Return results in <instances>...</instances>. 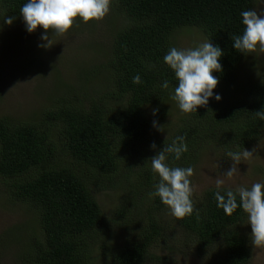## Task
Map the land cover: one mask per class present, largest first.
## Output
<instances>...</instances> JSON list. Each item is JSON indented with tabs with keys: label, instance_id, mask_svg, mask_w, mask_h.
<instances>
[{
	"label": "trees",
	"instance_id": "obj_1",
	"mask_svg": "<svg viewBox=\"0 0 264 264\" xmlns=\"http://www.w3.org/2000/svg\"><path fill=\"white\" fill-rule=\"evenodd\" d=\"M257 1L113 0L126 21L112 39L106 63L109 85L61 95L35 119L0 116V180L39 223L25 239L19 225L10 232L23 246L20 264H161L167 256L157 251L177 243L169 236L174 224L189 234L201 254H214L204 264L249 263L252 240L241 228L247 214L237 209L226 215L217 207L218 189L212 186L200 197L193 195L197 211L191 216L171 215V220L170 209L150 195L158 177L148 161L177 136L185 138L188 151L179 160L169 155L174 167H194L206 147L229 159L227 152L257 143L264 135V121L256 115L264 110V64L240 97L228 103L211 100L165 137L153 131L146 108L155 106L158 120L169 113L177 81L163 57L182 27L195 26L220 46L222 71L213 75L219 84L231 83L248 55L236 51L231 39L243 31L240 12ZM26 2L0 0V15L24 24L20 8ZM137 73L140 84L132 82ZM164 80L168 89L161 87ZM153 143L156 149L150 147ZM119 188L120 203L108 216L98 192ZM225 189L234 188L219 190ZM113 228L126 237L120 246L107 249V233ZM104 250H110L102 255L106 261L100 255Z\"/></svg>",
	"mask_w": 264,
	"mask_h": 264
},
{
	"label": "rangeland",
	"instance_id": "obj_2",
	"mask_svg": "<svg viewBox=\"0 0 264 264\" xmlns=\"http://www.w3.org/2000/svg\"><path fill=\"white\" fill-rule=\"evenodd\" d=\"M254 8L260 10L264 5L258 0ZM3 18L0 15V19ZM125 21L126 18L114 8L111 0L110 11L104 18L86 23L77 18L72 28L62 34H51L49 30L51 45L41 48L38 44L47 43L40 39L45 30L38 27L30 33L32 39H29L23 32L26 30L25 24L13 21L7 25L0 20V116L9 115L18 120L35 119L44 107L55 106V100L61 95H74L82 92V88L107 87L110 75L106 63L112 39ZM207 39L199 28L186 26L174 32L172 43L178 48H188ZM263 64L264 51L257 49L248 53L239 65L235 79L229 84L218 83L214 89L221 95L220 101L228 103L240 97L245 88L259 77ZM167 104L169 113L164 120H158L152 114L155 106L148 105L146 108L152 124L155 120L163 127V131L153 127V131L161 137L171 133L182 118L189 115L181 112L172 99ZM253 148L256 149L254 156L241 161L238 165L240 173L225 179L224 187L235 189L240 185L264 182V135L248 150ZM218 151L206 147L193 167L191 179L195 185V197H200L208 187L216 186V177L231 166L230 158L222 157ZM122 192L121 188L98 192L97 199L106 215L109 216L112 208L120 203ZM166 213L173 220L170 210ZM16 225L21 227L18 232L24 239L28 233L39 228L37 216L26 203L14 199L0 180V264H20L18 258L23 246L10 234ZM241 228L251 238L247 217ZM169 236L177 243L157 251L159 255L167 256L161 264H204L214 257L212 252L201 254L193 239L179 225H173ZM107 237L111 243L107 249H115L123 243L126 233L113 228ZM252 247L248 264H264V247H257L253 243ZM104 252L100 254L101 257L110 250ZM157 263L152 260L149 264Z\"/></svg>",
	"mask_w": 264,
	"mask_h": 264
},
{
	"label": "clouds",
	"instance_id": "obj_3",
	"mask_svg": "<svg viewBox=\"0 0 264 264\" xmlns=\"http://www.w3.org/2000/svg\"><path fill=\"white\" fill-rule=\"evenodd\" d=\"M264 5V0H260ZM111 0H27L20 8L26 31L32 33L38 27L45 30L41 33L38 47L47 48L51 45L49 30L52 33L62 34L69 31L77 18L83 22L100 20L110 11ZM243 31L232 37V47L240 53H251L257 49L264 51V8L257 10L249 8L240 12ZM14 16H5L3 23L11 25ZM223 50L219 45H214L210 39L197 43L193 47L178 48L171 46L163 57L164 63L173 72L177 81L170 98L175 101L183 113L197 112L198 107L209 105L211 100L219 102L222 97L214 92L219 79L213 73L222 71L220 63ZM134 84L142 83L141 75L137 73L132 77ZM164 89L169 88V81L161 84ZM158 109H153L155 116ZM258 118L264 121V110L256 112ZM153 127L163 131L154 120ZM156 149V144L150 146ZM255 148L242 151H229L231 166L217 176L215 184L217 191L214 193L217 207L226 215H232L237 209L247 214L248 224L251 226V239L253 245L264 247V182H255L250 186L240 185L235 189L219 190L225 179L233 178L240 173L238 165L242 160L253 157ZM188 151V146L183 136H177L171 143L164 146L152 156L151 170L158 177L150 193L159 197L162 204L166 205L171 214L176 218L191 216L197 211L194 206L193 193L195 185L192 177V166H171L168 163L169 155L179 160Z\"/></svg>",
	"mask_w": 264,
	"mask_h": 264
}]
</instances>
